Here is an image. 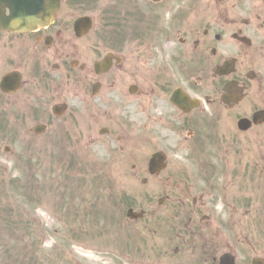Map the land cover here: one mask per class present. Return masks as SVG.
Instances as JSON below:
<instances>
[{"label": "flooded vegetation", "instance_id": "1", "mask_svg": "<svg viewBox=\"0 0 264 264\" xmlns=\"http://www.w3.org/2000/svg\"><path fill=\"white\" fill-rule=\"evenodd\" d=\"M95 5L97 15L87 9ZM82 16H93L95 24L78 34L75 21ZM263 30L264 0H61L48 27L30 33L0 28V153L19 154L25 112L34 108L46 116L42 133H50L46 136L51 156H120L112 149L105 153L91 148L106 144L112 129L103 134L97 123L78 126L68 113L62 120L50 110L66 103L71 93L83 94L84 110L96 121L105 114L98 105L106 101V94H115L109 104L115 105L118 117L126 107L144 106L148 101L160 108L159 120L173 135L186 132L195 142L194 184L185 183L191 176L183 170L180 184L165 185L163 200L149 203L142 227L146 248L140 243L127 249L129 261L221 264V257L231 254L236 264H250V210L243 205L248 173L246 163L239 171L232 164L231 142L232 136L243 142L249 133L238 129L234 121L249 117L250 95L232 106L222 96L230 81L249 93L257 74L250 80L251 70H241L246 65L242 51L253 47L243 38L258 39L264 55ZM110 53L111 69L97 73L95 63ZM231 57L236 58V71L218 76V65ZM8 73H15L14 78L2 85ZM108 118L119 131L120 120L113 115ZM136 138L127 139L134 142ZM166 182H172L171 178ZM259 236L254 256L261 261L264 243Z\"/></svg>", "mask_w": 264, "mask_h": 264}, {"label": "rangeland", "instance_id": "2", "mask_svg": "<svg viewBox=\"0 0 264 264\" xmlns=\"http://www.w3.org/2000/svg\"><path fill=\"white\" fill-rule=\"evenodd\" d=\"M90 13L94 12L96 15L99 11L98 5L94 7L88 6ZM244 58H246L247 66L241 70L253 69L255 72L261 74V79L256 80L250 89L251 101L256 100L258 95L261 99L260 105L256 108H264V60L261 59V65L258 60L260 57H250L251 53L243 51ZM80 98L82 95L79 96ZM71 106V120H77L78 117L82 119L83 113L82 105L78 104L76 110L75 96L69 97ZM252 104V103H251ZM101 108V109H100ZM102 113L107 112L103 110L100 105ZM255 108V109H256ZM34 110V108H32ZM32 110L25 112V117L32 116ZM144 110V109H143ZM138 108H133L130 115L131 130L137 131V134L144 135L145 131L152 132V141H148V145L143 149L137 150L138 144L132 143L130 151H134L136 156H118V161L109 160L110 156H49L44 153L42 156H37L36 148L30 145L29 133L25 132L23 137L19 139L18 145L19 153H25L21 158L20 163L16 165L12 159L7 156H0V206L3 216L6 217V226L0 223V264H115L114 255L118 246L116 243L115 225H93L86 222H79L85 216V210L82 208L88 207L92 214H96L100 220H105L110 223L114 215L118 214L121 207L116 205L118 200L117 193L110 192L106 195L107 202L110 208L104 204V200L100 198L94 200V189L90 187L92 192H77L86 190L92 184H101L98 180L105 179L113 181L116 186V177H106L107 170L116 173V169L121 172L131 171L134 166H137V189L136 198L141 207H145L146 203L158 200L163 194L162 189L165 185L177 183L175 180L179 179L181 173L179 169L190 170L194 173V162L191 156L193 143L192 141H183L187 136L179 137L166 136L170 130L161 124V122L150 119V111L141 112ZM250 111V110H248ZM158 112H155L156 114ZM235 113V112H234ZM236 117H234L235 119ZM42 120H29L25 125V129L30 125ZM236 124V119H235ZM147 125V127H146ZM107 126L104 123L101 125ZM11 128V127H10ZM166 129V130H165ZM169 132H168V131ZM47 136L50 135L48 132ZM235 137V136H234ZM171 138V139H170ZM233 138V137H232ZM169 139V140H168ZM248 143L249 149L245 153L244 160L242 156L232 153V164H237V171L242 168V164L248 173V188L245 194L247 205L252 211L250 214V223H248V238L250 255L249 261L255 255L254 249L257 248V240H260L261 245L264 243V224H261V229L258 227L257 218L261 216L264 219V206L259 200L260 192L255 186H259L260 180L258 178V170L261 168V185L264 182V125L253 128L249 133L245 134V139L242 142L241 138H237V142ZM141 143H144L143 141ZM240 146V144H239ZM107 147L116 149L118 147L125 148L126 153L129 152V147L125 145L124 141L113 143L109 140ZM258 147V149L256 148ZM1 149L3 146L1 145ZM103 152L106 151L104 146H101ZM158 149L166 150L169 156H172L173 166L167 172L161 173L157 179H152L146 172L147 156ZM257 156L256 162L252 165L251 162ZM10 159V160H9ZM25 162V166H24ZM15 165L16 177L21 178L19 181L20 190L15 191L10 185L7 189L8 193L5 197V189L7 182L5 176L7 170L12 169ZM233 168V173H234ZM2 173L4 181H2ZM12 173V172H10ZM69 174L73 176V181ZM24 183L22 184V178ZM144 177L149 178V184L146 187H139L141 180ZM172 178L173 182H166L168 178ZM223 175L220 179V186L223 185ZM80 180L81 182H78ZM86 182V183H85ZM96 182V183H95ZM81 185L80 187L77 186ZM189 184H194L193 179L189 180ZM2 185H4L2 187ZM76 185V189L71 188ZM98 188H96L97 190ZM72 190H76L73 192ZM99 194V193H97ZM238 196L242 199L241 190ZM5 197V198H4ZM33 199V202L30 201ZM85 202V203H84ZM36 208V209H35ZM107 209V210H106ZM148 209V204L147 208ZM104 213L100 214L98 213ZM81 213V214H80ZM89 221V219H87ZM146 222H140L138 226L142 227ZM79 233L78 241L73 239V234ZM138 231L133 234V239L138 238ZM146 232L142 231L141 243L142 249L146 248ZM58 244V245H57ZM6 245L8 249H6ZM134 247H136L134 245ZM124 248H126L124 246ZM52 252V256H48ZM8 254V256H7ZM7 256V257H6ZM3 260V258H5ZM90 257H94L91 259Z\"/></svg>", "mask_w": 264, "mask_h": 264}, {"label": "water", "instance_id": "3", "mask_svg": "<svg viewBox=\"0 0 264 264\" xmlns=\"http://www.w3.org/2000/svg\"><path fill=\"white\" fill-rule=\"evenodd\" d=\"M27 2H32L33 6L32 7L27 6L26 10L21 11L20 13H17V11H15V13L13 15H11L9 18L6 19V22L8 21V23H10L9 25L11 27L13 25L25 27L27 25H30L31 23H34V22L39 21L41 19H44L48 16V15L42 16V14L39 13L38 17H35L33 15V13L36 12L35 9L37 8V6L35 5L34 1L27 0ZM11 21H12V23H11ZM28 28H30V27H28ZM232 67H233V62L228 61V62H226L224 67L219 69V73L220 74L229 73L232 70ZM230 88H232V86H230ZM232 94L234 96H238L239 92L235 89V92ZM254 121H255V123L264 122V111L258 112L254 116ZM240 125L242 128L243 127L247 128L250 125V123L248 121H242ZM162 156L163 155H161V153L154 155V158L151 160V163H150V169L152 172H155L157 168L159 169L162 167V162H163Z\"/></svg>", "mask_w": 264, "mask_h": 264}]
</instances>
